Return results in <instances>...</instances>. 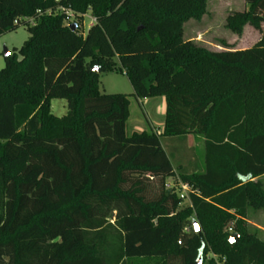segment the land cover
Returning <instances> with one entry per match:
<instances>
[{
  "label": "trees",
  "instance_id": "trees-1",
  "mask_svg": "<svg viewBox=\"0 0 264 264\" xmlns=\"http://www.w3.org/2000/svg\"><path fill=\"white\" fill-rule=\"evenodd\" d=\"M207 1L0 0V36L29 35L0 70V264H264L247 223L264 210V0L225 19L236 36L259 33L241 51L184 38ZM116 70L130 95L99 92ZM130 97L164 99L160 135H126ZM186 135L204 140L200 172L161 147ZM179 183L192 190L184 207Z\"/></svg>",
  "mask_w": 264,
  "mask_h": 264
},
{
  "label": "rangeland",
  "instance_id": "rangeland-1",
  "mask_svg": "<svg viewBox=\"0 0 264 264\" xmlns=\"http://www.w3.org/2000/svg\"><path fill=\"white\" fill-rule=\"evenodd\" d=\"M246 5L244 0H208L206 14L199 20H189L183 26V34L186 40L193 41L199 46H203L209 50L222 51L224 47L235 51H241L252 47L259 40V33L250 26L243 28L241 36H236L225 28L226 17L235 11H244ZM90 13L83 16L79 24V32L85 34L90 26ZM29 35L26 26H19L15 31L5 33L0 36V70L4 67V52L17 53V50L28 39ZM99 92L101 94H125L130 95L132 88L123 71H113L110 73L99 74ZM130 110L132 117L126 126V135L132 132H150V128L146 122L145 114L152 111L151 105L156 118L163 120V116L157 114L160 106L163 107L164 100L161 97L150 98L148 102L141 104L135 98L130 97ZM140 103V104H139ZM150 106V107H149ZM50 113L55 117H62L66 114V102L62 99H52L49 107ZM153 112V111H152ZM155 116V115H154ZM136 118L139 125L134 126L132 119ZM158 126V125H157ZM161 126L156 129L159 132ZM140 130V131H139ZM162 146L171 160L174 168L182 166L185 172L197 168L195 172L202 171L204 161V140L201 136L192 135L187 142L182 137H172L163 139ZM264 188V176L260 179ZM173 183V180H168ZM188 204V200L182 201L180 207ZM252 211V210H250ZM257 218L261 227H250L257 237L264 241V210L260 214L253 216ZM214 258V256H210ZM141 264H152L150 261H143Z\"/></svg>",
  "mask_w": 264,
  "mask_h": 264
},
{
  "label": "crops",
  "instance_id": "crops-1",
  "mask_svg": "<svg viewBox=\"0 0 264 264\" xmlns=\"http://www.w3.org/2000/svg\"><path fill=\"white\" fill-rule=\"evenodd\" d=\"M213 51V50H212ZM138 102H140L141 104H143V102H148L150 99H136ZM164 100V99H163ZM139 103V104H140ZM150 107V106H149ZM153 107L154 106H152L151 105V109H152V111H150V114L149 113H147V114H145V119H146V122H147V124H148V126H149V128H150V132H153V133H155V134H157V135H160L161 133H162V131H163V121H164V112H165V103H164V105H163V107L162 106H160L159 108H158V112H157V114L159 113V115H162L163 116V120H159V122H158V119L156 118V113L154 112L155 110H153ZM154 109H155V107H154ZM155 115V116H154ZM130 117H132V115H131V110H130V106H129V118ZM129 118H128V120H127V122H126V124H125V133H126V126H127V124H128V122H129ZM132 124L134 125V126H138L139 125V123H138V120L136 119V118H134V119H132ZM161 126L160 127V129H159V132H157L156 131V129H158V126ZM140 131V130H139ZM141 132H143V131H141ZM145 132V131H144ZM133 133V132H132ZM192 135H186L185 137H184V139H185V142H187L188 141V139L191 137ZM163 139H167V138H161V140H160V144H161V147L163 148V146H162V140ZM163 150H164V148H163ZM165 151V150H164ZM166 153V152H165ZM168 156V155H167ZM178 167H180V168H183L182 166H178ZM190 169H192V170H189V172L188 173H192V172H195L196 171V169L197 168H190ZM201 171V170H200ZM199 171V172H200ZM263 177V176H262ZM262 177H260L259 178V180L262 178ZM261 181V180H260ZM166 183H168V182H166ZM261 211H263V210H259V211H250V210H248V216H247V223L250 225V226H252V227H258V228H260L261 227V224L259 223V221L257 220V218H253V216H255V215H257V214H260L261 213Z\"/></svg>",
  "mask_w": 264,
  "mask_h": 264
},
{
  "label": "built area",
  "instance_id": "built-area-1",
  "mask_svg": "<svg viewBox=\"0 0 264 264\" xmlns=\"http://www.w3.org/2000/svg\"><path fill=\"white\" fill-rule=\"evenodd\" d=\"M57 1H58V0H56V2H57ZM61 11H62L63 13H65V15H67V20H68V21H70V22L73 21L74 17H73V15H72L69 11H67V10H63V9H61ZM37 13L40 14L39 11H38ZM48 13H49V12H48ZM26 22H27L29 25H31V26L34 25V22H33L32 19L26 20ZM93 23H94V19L91 18L90 26H91ZM171 187H172V185H171L170 183H166V184H165V189L169 190V189H171ZM178 187H179V190H180V192H179V199H181V200H188V195H189V193L192 192L191 188H190L188 185H186V184H181V183H179ZM184 230L186 231V229H184Z\"/></svg>",
  "mask_w": 264,
  "mask_h": 264
},
{
  "label": "water",
  "instance_id": "water-1",
  "mask_svg": "<svg viewBox=\"0 0 264 264\" xmlns=\"http://www.w3.org/2000/svg\"><path fill=\"white\" fill-rule=\"evenodd\" d=\"M68 28H69L70 31L74 32L75 29H76V25L75 24H70L68 26ZM8 55H9V52L5 51L4 52V57H7ZM97 71H98L97 68L93 69V72L97 73ZM193 227H194V231L197 232L199 228H198V225H197L196 222H193ZM236 240H237V235L236 234H231L228 241H229L230 244H233V243L236 242ZM199 263L200 262L198 261V264Z\"/></svg>",
  "mask_w": 264,
  "mask_h": 264
}]
</instances>
